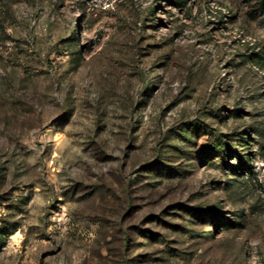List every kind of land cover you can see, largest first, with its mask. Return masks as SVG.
I'll list each match as a JSON object with an SVG mask.
<instances>
[{
	"label": "rangeland",
	"instance_id": "rangeland-1",
	"mask_svg": "<svg viewBox=\"0 0 264 264\" xmlns=\"http://www.w3.org/2000/svg\"><path fill=\"white\" fill-rule=\"evenodd\" d=\"M259 2L0 0V264H264Z\"/></svg>",
	"mask_w": 264,
	"mask_h": 264
},
{
	"label": "trees",
	"instance_id": "trees-1",
	"mask_svg": "<svg viewBox=\"0 0 264 264\" xmlns=\"http://www.w3.org/2000/svg\"><path fill=\"white\" fill-rule=\"evenodd\" d=\"M259 6H260V10H262L264 12V0H260ZM219 146L220 147H218V149L224 147L223 145H219Z\"/></svg>",
	"mask_w": 264,
	"mask_h": 264
}]
</instances>
